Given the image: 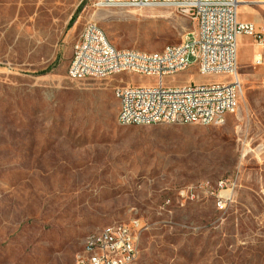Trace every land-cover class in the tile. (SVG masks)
<instances>
[{
    "label": "rangeland",
    "instance_id": "1",
    "mask_svg": "<svg viewBox=\"0 0 264 264\" xmlns=\"http://www.w3.org/2000/svg\"><path fill=\"white\" fill-rule=\"evenodd\" d=\"M97 1L0 0V264H77L89 234L136 218L148 224L136 264H264V65L240 63L239 110L222 124L122 126L119 81L157 79H70L85 24L118 49L156 52L197 21ZM229 79L191 66L166 83ZM234 176L220 210L212 191ZM191 189L196 199L181 195Z\"/></svg>",
    "mask_w": 264,
    "mask_h": 264
},
{
    "label": "built area",
    "instance_id": "2",
    "mask_svg": "<svg viewBox=\"0 0 264 264\" xmlns=\"http://www.w3.org/2000/svg\"><path fill=\"white\" fill-rule=\"evenodd\" d=\"M239 5L240 0H98L97 8H173L193 14L197 29L180 44L147 52L118 49L97 22L89 21L73 45L68 76L72 80L105 79L123 73L155 77V85L119 81L115 96L122 126L222 124L240 106V36L254 39L260 52L254 56L253 65H264V24L239 21ZM191 66L201 75H224L231 79L177 87L165 85L167 77L184 73ZM215 114H222V121H215ZM123 118H130V125H123ZM237 186L235 176L217 182L212 194L218 209L224 210L231 203ZM223 191L228 193L223 195ZM181 195L191 200L197 198L192 189L183 190ZM147 230L148 224L140 218L105 226L86 237L77 264H136Z\"/></svg>",
    "mask_w": 264,
    "mask_h": 264
},
{
    "label": "crops",
    "instance_id": "3",
    "mask_svg": "<svg viewBox=\"0 0 264 264\" xmlns=\"http://www.w3.org/2000/svg\"><path fill=\"white\" fill-rule=\"evenodd\" d=\"M238 18L241 22H253L264 24V0H240L238 9ZM260 52V47L256 44L253 38L242 35L238 39V65L248 64L253 65L254 56ZM170 78V77H167ZM165 85L169 87H177L183 85Z\"/></svg>",
    "mask_w": 264,
    "mask_h": 264
},
{
    "label": "bare ground",
    "instance_id": "4",
    "mask_svg": "<svg viewBox=\"0 0 264 264\" xmlns=\"http://www.w3.org/2000/svg\"><path fill=\"white\" fill-rule=\"evenodd\" d=\"M215 121H222V114H215ZM193 124H198V123H193ZM123 125H130V118H123Z\"/></svg>",
    "mask_w": 264,
    "mask_h": 264
}]
</instances>
